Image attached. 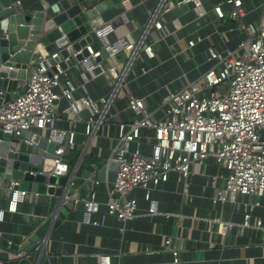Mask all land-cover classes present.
<instances>
[{
	"label": "built area",
	"instance_id": "built-area-1",
	"mask_svg": "<svg viewBox=\"0 0 264 264\" xmlns=\"http://www.w3.org/2000/svg\"><path fill=\"white\" fill-rule=\"evenodd\" d=\"M158 1L138 43L113 38L115 28L111 22L93 23L89 32L92 42L85 47L88 57L78 62L82 66L79 77L83 85L98 76L111 81L105 96L78 97V87L69 80H62L66 69L60 64H67L81 51L57 62L60 50L47 51L50 45L37 46L28 67L31 76L26 79L23 91L0 105V132L15 137L29 132L44 133L41 137L53 143L55 149L54 160L44 161L41 175L58 178L70 175L64 158L78 149L76 137L80 124L85 148L99 129L114 123L116 135L108 160L117 165L114 182L100 181L97 168L93 167L85 177L89 184L87 198H80L73 192L59 198L67 208L80 206L87 223L98 226L92 218L99 213L98 187L104 184V215L118 223L120 235L126 231L127 223L136 218L135 191H143V200L148 204L146 216L152 217L158 214L157 203L150 195L153 190L166 184L171 175H176L177 181L183 184L182 193L186 194L185 180L192 174L193 166L204 167L206 161L212 160L216 170L210 178L212 205L228 206L232 211L241 209V227L261 233L259 247L264 251V219L253 217L261 203L251 201L255 197L264 199V15L256 27H244L243 0H220L211 9L215 21H236L238 31H245L246 39L238 40L233 50L206 49L207 70L198 79L187 81L179 90L159 100L153 112L148 111L141 98L132 94L127 96L120 112L116 109V96L135 58L140 52L148 59L154 57L151 45H145V40L151 30L156 33L162 30L159 15L188 3L193 4L192 11L197 19L208 15L197 0L172 4H167V0ZM20 2L17 0L18 5ZM119 2L124 12L130 9L129 0ZM121 17L126 21L124 14ZM202 41L201 37H196L188 41L187 46L194 48ZM93 44L98 47L96 51L92 49ZM121 53L128 58V63L122 67L116 62ZM104 56L108 62L106 68L101 64ZM99 58L101 62L91 64ZM95 70L99 71L97 75ZM61 101L66 104L64 114L68 129L56 128ZM25 143L32 144L31 141ZM73 178L68 190L74 187ZM17 186V182H6L5 189L10 195L9 213H16L29 193ZM209 224L217 226L222 233L233 227L218 217ZM46 243V237L38 239L33 251L42 256ZM12 245L8 241L7 247ZM163 249L172 256V264L179 263V250L172 239H165ZM19 258L29 261V256L23 253ZM96 264H111L110 257L99 256Z\"/></svg>",
	"mask_w": 264,
	"mask_h": 264
},
{
	"label": "crops",
	"instance_id": "crops-1",
	"mask_svg": "<svg viewBox=\"0 0 264 264\" xmlns=\"http://www.w3.org/2000/svg\"><path fill=\"white\" fill-rule=\"evenodd\" d=\"M11 1L17 4V0ZM79 1L21 0L19 5L29 14L41 11L59 14ZM197 1L208 12L203 19H197L192 10L177 15L173 12L175 8L159 15L162 30L160 33L151 30L145 40V45H151L154 57L148 59L140 52L135 58L116 96L118 111H123L127 96L132 94L141 98L148 111L153 112L159 100L179 90L187 81L198 79L207 70L206 49L233 50L238 40L246 39L245 31H238V27L236 31L228 29L220 32V24L233 28L237 22H216L211 13L215 0ZM129 2L131 7L124 12L119 0H101L99 6H105L101 12H96V7L90 8L94 14L88 22L89 28L94 22H111L115 28L113 38H126L130 43H138L159 1ZM166 3L172 4V1L167 0ZM243 3L245 17L242 24L244 27H256L264 15V0H243ZM216 25L219 26L216 28ZM196 37H201L202 43L188 48L187 42ZM71 62L62 80H69L78 87V97L88 95L96 99L108 94L111 81L98 76L83 85L79 77L82 66L73 59ZM116 62L122 67L128 63V58L121 53ZM101 64L106 68L108 62L105 56ZM25 84L16 89L12 98L23 91ZM65 107V102L61 101L56 118L58 129H68L69 126ZM82 129L80 124L76 137L79 159L91 154L97 163L91 165V171H85L81 176L75 174L72 191L80 198H87L89 184L85 177L93 171V167L97 168V175L107 179L105 168L109 165L116 128L114 123L104 125L85 148ZM32 133L45 136L40 132ZM101 169H104L102 173ZM215 173L212 160L206 161L204 167L193 166L192 174L185 180L186 194L182 193L183 184L177 181V176L171 175L166 184L150 194L158 209V214L152 217L146 216L148 204L143 200V191H135L134 197L138 202L136 218L127 223L123 235L118 233V223L104 215V184L98 187L97 197L101 206L99 213L92 218L98 226H93L87 223L80 206L67 208L59 197L49 195L28 193L16 213H9L10 195L5 189L6 182L0 180V264H30L33 261L35 264H96L102 255L109 256L111 264H172V256L163 249L165 239H172L178 248V264H264V251L259 247L263 236L241 227L242 210L232 211L228 206L212 205L210 178ZM251 201L261 203V208L255 210L253 217L264 219V199L255 197ZM214 217L231 223L233 227L226 233L220 232L217 226L209 224ZM42 237L47 238V243L41 256L33 251V246ZM8 241L13 244L11 248L7 247ZM22 253L29 256V261L19 258Z\"/></svg>",
	"mask_w": 264,
	"mask_h": 264
},
{
	"label": "water",
	"instance_id": "water-1",
	"mask_svg": "<svg viewBox=\"0 0 264 264\" xmlns=\"http://www.w3.org/2000/svg\"><path fill=\"white\" fill-rule=\"evenodd\" d=\"M100 1L80 0L59 14L42 11L29 14L11 0H0V105L8 103L16 89L23 87L26 79L31 76L28 67L37 46L50 45L47 51L52 48L60 50L57 62L79 51L81 53L73 58L74 61L80 62L88 57L85 47L92 42L88 22L94 14L90 8L96 7V12H101L105 6H99ZM171 1L177 3L182 0ZM192 9L193 4L188 3L176 7L173 12L178 15ZM92 49L96 51L97 45L93 44ZM99 62L100 58L91 61V64ZM71 64L69 61L60 66L64 70ZM98 73V70L94 71V74ZM26 141H31V146H27ZM54 149L53 143H47L38 134L29 132L15 137L0 132V180L17 182V189L32 194L55 197H62L65 193L71 195L73 191L68 190L69 184L81 159L68 177L46 178L41 175L44 161L54 160ZM106 169L108 176L105 180L113 183L117 165L111 162ZM101 170L102 173L104 169ZM97 178L105 181L102 176L97 175Z\"/></svg>",
	"mask_w": 264,
	"mask_h": 264
},
{
	"label": "trees",
	"instance_id": "trees-1",
	"mask_svg": "<svg viewBox=\"0 0 264 264\" xmlns=\"http://www.w3.org/2000/svg\"><path fill=\"white\" fill-rule=\"evenodd\" d=\"M220 0H215V4H217ZM230 24V21H226ZM228 28V27H227ZM80 152L75 150L69 152L64 160L68 166V171H72L74 169V166L76 165L77 161L79 160ZM97 160L91 155V154H85L76 170V176H81L85 171H91V165L96 164Z\"/></svg>",
	"mask_w": 264,
	"mask_h": 264
},
{
	"label": "rangeland",
	"instance_id": "rangeland-1",
	"mask_svg": "<svg viewBox=\"0 0 264 264\" xmlns=\"http://www.w3.org/2000/svg\"><path fill=\"white\" fill-rule=\"evenodd\" d=\"M236 23V22H235ZM237 24V23H236ZM234 25V27L232 28L231 26H229L228 28H227V26H225V27H223V26H221V24H220V32H223V31H228V29H234L235 31H236V29H237V27H238V25ZM219 26V25H218Z\"/></svg>",
	"mask_w": 264,
	"mask_h": 264
}]
</instances>
